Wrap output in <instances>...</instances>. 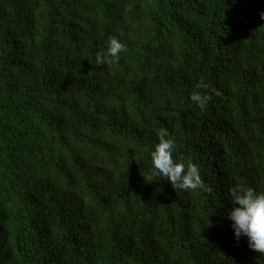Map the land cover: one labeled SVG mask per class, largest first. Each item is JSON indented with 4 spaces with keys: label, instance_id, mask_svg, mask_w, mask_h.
I'll return each mask as SVG.
<instances>
[{
    "label": "trees",
    "instance_id": "16d2710c",
    "mask_svg": "<svg viewBox=\"0 0 264 264\" xmlns=\"http://www.w3.org/2000/svg\"><path fill=\"white\" fill-rule=\"evenodd\" d=\"M262 11L0 0V264H264L227 218L234 185L264 192ZM112 35L127 51L98 66ZM162 129L211 191L153 175Z\"/></svg>",
    "mask_w": 264,
    "mask_h": 264
},
{
    "label": "clouds",
    "instance_id": "9594fccd",
    "mask_svg": "<svg viewBox=\"0 0 264 264\" xmlns=\"http://www.w3.org/2000/svg\"><path fill=\"white\" fill-rule=\"evenodd\" d=\"M260 15L264 18V11ZM106 45L105 49L96 53L95 63L98 66L118 62L121 53L127 51V44L116 35L110 36ZM210 87L203 79L196 84L197 89ZM211 93L221 95L216 88H211ZM212 94L194 91L190 99L201 110H206ZM175 149V139L170 138L168 132L162 129L159 133V142L150 154L153 175H162L172 183L175 189L211 191V188L202 180L196 163L185 164L182 160L174 159ZM229 193L232 206L227 213V218L232 221L236 239L246 236L249 248L264 255V192L236 184L229 189Z\"/></svg>",
    "mask_w": 264,
    "mask_h": 264
}]
</instances>
